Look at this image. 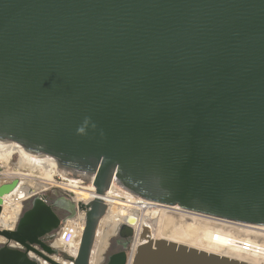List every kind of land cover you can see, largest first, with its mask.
I'll return each instance as SVG.
<instances>
[{
  "label": "water",
  "instance_id": "water-1",
  "mask_svg": "<svg viewBox=\"0 0 264 264\" xmlns=\"http://www.w3.org/2000/svg\"><path fill=\"white\" fill-rule=\"evenodd\" d=\"M9 141L94 185L95 198L77 204L76 255L60 250L71 264H91L102 194L116 188L264 225V0H0V143ZM17 184L0 185V213ZM22 204L15 227H0V264H63L43 238L64 220L57 208L71 217L75 204L45 193ZM128 223L103 264H126ZM148 230L130 264H252Z\"/></svg>",
  "mask_w": 264,
  "mask_h": 264
},
{
  "label": "bare ground",
  "instance_id": "bare-ground-1",
  "mask_svg": "<svg viewBox=\"0 0 264 264\" xmlns=\"http://www.w3.org/2000/svg\"><path fill=\"white\" fill-rule=\"evenodd\" d=\"M13 155H18V166H29L31 169H39L42 173L41 178H45L48 181H52V175L57 170L54 167V161L50 156H43L36 160H28L24 158L18 151L17 145L13 141L0 143V159L9 160L12 159ZM17 168V167H16ZM23 170V169H22ZM18 174L20 182L17 187L12 191L13 193H6L3 195V205L0 213V227L10 229L13 222L15 221L19 208H20V199L18 197H27L36 189H46L47 181H41L37 185L27 184L24 185L21 176L25 178L31 176L30 174L24 173L23 171L16 172ZM80 179V178H77ZM73 180H70L72 182ZM77 180H75L76 182ZM82 181V179H80ZM79 182V181H78ZM70 192H73L76 195V198L81 200L85 197V190L76 189L75 186L65 185ZM88 188V187H86ZM16 196V197H15ZM116 200L122 196L120 193L114 195ZM112 196V199H115ZM121 198V197H120ZM127 200L131 196L126 197ZM22 200V199H21ZM123 203V204H122ZM119 205L114 207L112 211L106 213L100 220L99 225L104 223L105 228H97L94 244L92 247V252L90 256L91 264H100L102 262L101 252L107 245V238L109 235H112L116 232V225L118 221L125 219V221L130 218L128 224H131L135 228L136 241L137 244L141 240L145 239L146 235H142V226L147 224L150 228L147 235H150L153 239L156 238H166L181 242L187 245L195 246L207 251H212L215 253L223 254L229 257L237 258L240 260L247 261L252 264H264V225H255L249 223H242L233 220H228L220 217L208 216V220L205 221V225L194 226L193 224L186 225H175L171 222L170 215H166V211L177 212L181 214L183 218H191L192 220H201L198 216H205L200 213L192 212L183 208H179L177 205L163 204L160 202L153 203V208L148 205L149 203L143 201V209L140 215L129 213L126 211L124 202L118 200ZM184 212V213H182ZM195 214V215H194ZM173 216V215H172ZM174 218V217H173ZM175 219V218H174ZM118 220V221H117ZM153 222L158 228L153 233L152 229L153 224L150 227L148 221ZM171 220V221H170ZM181 220V218H180ZM124 221V222H125ZM183 221V220H181ZM202 221V220H201ZM203 221V222H204ZM177 222V221H176ZM201 222V223H203ZM210 222L213 225H220L221 227L211 226L207 223ZM172 225H171V224ZM195 223V222H194ZM223 227V228H222ZM154 229V228H153ZM165 229L170 230L169 233H165ZM234 229V230H233ZM241 234V235H239ZM0 242H4V238L0 236ZM243 242H246L249 246L244 249ZM55 244L61 243L60 235L58 234L57 238L53 242ZM60 247V246H59ZM62 247V246H61ZM60 247V248H61ZM70 256L74 257L77 253L78 247L65 246L62 248ZM34 258H37L34 254H31ZM55 260H59L63 264H71L68 260L59 259L54 257ZM132 255L130 256V260ZM40 260V259H38ZM41 263L45 261L40 260Z\"/></svg>",
  "mask_w": 264,
  "mask_h": 264
},
{
  "label": "built area",
  "instance_id": "built-area-1",
  "mask_svg": "<svg viewBox=\"0 0 264 264\" xmlns=\"http://www.w3.org/2000/svg\"><path fill=\"white\" fill-rule=\"evenodd\" d=\"M10 163H11V158L9 160H7V161L0 159V185L4 184V183H8V182H10V181H12L14 179H16L18 181V184L20 182L19 176H18V174H16V172H18L19 170L15 169L14 166H11ZM31 180H32V183H31L32 185L33 184L35 185V184H37V183H39V182H41L43 180L47 181V186H46L47 188L46 189L56 188L58 190L59 194L67 197L68 199H70L75 204V212H74V214L71 217L64 218V220L61 222V224H60V226H59V228L57 230V236H58V234L60 235V239H61V243L60 244H62L64 246H71L73 248L74 247H78L79 238H80L82 230L84 228L85 210L81 209V208H78L77 204L80 203V202L83 203V204H86V203H88L89 201H91L92 199L95 198L93 196L94 193H95L94 185L89 184L87 181H85L83 179H82V181H80V179H77V178H74V180H77L76 182L75 181L70 182L69 179L63 177L58 172H54V174L52 175V181H48L45 178H41V176H36V177L32 176ZM18 184L16 185V187L18 186ZM24 184L26 185L28 183L24 182ZM65 185H70V186L73 185V186L76 187V189L85 190L86 191L85 192V197L82 198L81 200L77 199L76 195L73 192H70V190H68L66 188L68 186H65ZM86 187H88V188H86ZM46 189H44V190L36 189L31 194H29V196H27L25 198L18 197L17 199H20V203L21 204H20V208H19L17 217L22 212V209H23V204L22 203H23V201L26 198H29L30 196H33L35 194H42ZM118 190L119 189L116 188L114 190V192L105 191V193L102 194V198L103 199H108V201L102 199L103 202L106 205V210H105L104 215L106 213H108V212L110 213L114 207L119 205V204H117L118 200H121L122 202H124V205H126L124 207H125L127 212H129V213H133L134 212L135 214H137V216L140 215V213H141V211L143 209V201L148 202L149 203L148 205H150L151 207L154 206L153 203H155V201H151V200H147V199L141 198L139 195H138V197H131L129 200H127V198H126L127 195L121 194L122 195V196H120L121 198L117 197L118 200H116L114 195H116L118 193L117 192ZM12 191H10L9 193H13ZM112 196L115 199H112ZM2 205H3V199H2ZM209 216H211V215H209ZM17 217H16L15 221L13 222L12 227L10 229H13L15 227ZM124 221H125V219H122L121 221H118L116 226L118 227L120 224L128 222L127 220L125 222ZM99 223H100V221H99ZM99 223H98L97 228L100 226ZM104 225L105 224L100 226V228H105L106 226H104ZM129 225L132 227L131 224H129ZM132 229H133V233H132V236L130 237V242H129L128 246H127L128 258H127L126 264H130V262H131L130 256L133 255V253L135 251V248L137 246L135 228L132 227ZM96 231H97V229H96ZM113 235L117 236L116 232ZM57 236H56V238H57ZM248 246L249 245L246 242H243V248L244 249H246ZM105 259H106V257L103 256V258H102L103 263H104Z\"/></svg>",
  "mask_w": 264,
  "mask_h": 264
},
{
  "label": "rangeland",
  "instance_id": "rangeland-1",
  "mask_svg": "<svg viewBox=\"0 0 264 264\" xmlns=\"http://www.w3.org/2000/svg\"><path fill=\"white\" fill-rule=\"evenodd\" d=\"M18 155H13V157H12V159H11V163H10V165L11 166H14L15 167V169H18L19 171H23L24 173H27V174H30L31 176H27L26 178L24 177V176H21L20 175V178L22 179V181H23V183L24 182H26V183H29V184H31L32 183V180H31V177L32 176H43L41 173V171L39 170V169H31V168H29V166L27 167V166H22V167H19L18 166ZM17 167V168H16ZM23 169V170H22ZM37 184H39V183H37ZM37 184H35V185H37ZM25 185V184H24ZM27 185V184H26ZM32 185V184H31ZM34 185V184H33ZM40 190H42V189H40ZM43 193H45L47 196H49V197H51L52 199H54V198H56L57 196H60L61 194H59V192H58V190L56 189V188H49V189H46ZM153 208V207H152ZM179 208H181V207H179ZM192 212H194V211H192ZM182 213H184V212H182ZM196 213H198V212H196ZM166 215H170V219L171 220H173L171 223L173 224H175L176 226L177 225H183L184 227L186 226V225H189V224H193L194 226H198V224H200V225H205L206 223H205V221H207L208 220V216H207V214H205L207 217H205V216H197L196 215V217H199V219H201V220H198V219H196V220H192L191 218H188V217H186V218H183L182 216H181V214L180 213H178V215H177V212H171V213H169V211H166V213H165ZM200 214H202V215H204L203 213H200ZM173 215V216H172ZM195 215V214H194ZM175 219H174V218ZM180 218H181V220H183V221H181L180 220ZM205 221H204V220ZM170 220V221H171ZM177 221V222H176ZM204 221V222H203ZM195 222V223H194ZM201 222H203V223H201ZM170 223V224H171ZM104 223H101V225L100 226H102ZM148 224L150 225V227L152 226V224H153V222H150V220L148 221ZM171 224V225H172ZM210 225L211 223L210 222H208L207 223V225ZM212 226H215V227H221L220 225H213V224H211ZM210 225V226H211ZM154 228V229H153ZM153 228H151L152 229V231H153V233H155V231L157 230V226L155 225V224H153ZM223 228V227H222ZM234 230V229H233ZM169 231L170 230H168V229H165V233L167 234V233H169ZM239 235H241V234H239ZM116 237L117 236H115V235H109L108 236V238H107V245H106V247L104 248V250L101 252L102 254H101V257L103 258V256H105L106 254H110L111 252H113V251H116V249L118 248V246H117V244L114 242V240L116 239ZM55 246L58 248V249H60V250H62V248H64L65 246L64 245H62V244H55ZM61 248H60V247ZM62 253V255H60L59 256V259H63V260H68V258H67V255L65 254V253H63V252H61ZM54 257H56L55 255H53ZM52 256V257H53ZM100 264H103V261L100 263Z\"/></svg>",
  "mask_w": 264,
  "mask_h": 264
},
{
  "label": "flooded vegetation",
  "instance_id": "flooded-vegetation-1",
  "mask_svg": "<svg viewBox=\"0 0 264 264\" xmlns=\"http://www.w3.org/2000/svg\"><path fill=\"white\" fill-rule=\"evenodd\" d=\"M67 198V197H66ZM25 207H26V205H23V209H22V211L25 209ZM57 212L59 213V215L61 216V218H66L67 217V214H68V211L66 210V209H64V208H57ZM56 236H57V230L55 231V235L54 236H52V235H49V236H47V237H44L43 238V240L47 243V244H49V246H51V247H53V248H57L55 245H54V241H55V239H56ZM119 237L117 236L116 237V239L114 240V242L117 244V246H118V248L117 249H119V244H118V242H117V239H118ZM0 243H2V242H0ZM58 249V248H57ZM116 249V250H117ZM62 252V251H61ZM60 252V249H59V253H57V255H62V253ZM54 255V254H53ZM107 255L108 254H106L105 255V257H107Z\"/></svg>",
  "mask_w": 264,
  "mask_h": 264
},
{
  "label": "crops",
  "instance_id": "crops-1",
  "mask_svg": "<svg viewBox=\"0 0 264 264\" xmlns=\"http://www.w3.org/2000/svg\"><path fill=\"white\" fill-rule=\"evenodd\" d=\"M47 199L50 200V201L53 200V199H52L51 197H49V196H47Z\"/></svg>",
  "mask_w": 264,
  "mask_h": 264
}]
</instances>
